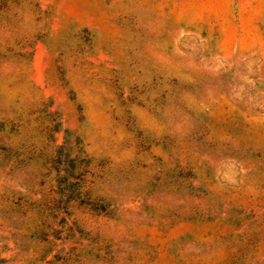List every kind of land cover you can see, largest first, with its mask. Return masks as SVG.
Segmentation results:
<instances>
[{
  "label": "rangeland",
  "instance_id": "rangeland-1",
  "mask_svg": "<svg viewBox=\"0 0 264 264\" xmlns=\"http://www.w3.org/2000/svg\"><path fill=\"white\" fill-rule=\"evenodd\" d=\"M0 264H264V0H0Z\"/></svg>",
  "mask_w": 264,
  "mask_h": 264
}]
</instances>
